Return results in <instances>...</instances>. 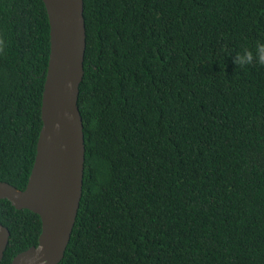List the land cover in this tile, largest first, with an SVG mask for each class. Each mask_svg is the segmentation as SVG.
Segmentation results:
<instances>
[{"label":"trees","instance_id":"1","mask_svg":"<svg viewBox=\"0 0 264 264\" xmlns=\"http://www.w3.org/2000/svg\"><path fill=\"white\" fill-rule=\"evenodd\" d=\"M82 197L58 264H264V0H84ZM50 54L43 0H0V180L25 189ZM0 264L41 218L0 198Z\"/></svg>","mask_w":264,"mask_h":264},{"label":"water","instance_id":"2","mask_svg":"<svg viewBox=\"0 0 264 264\" xmlns=\"http://www.w3.org/2000/svg\"><path fill=\"white\" fill-rule=\"evenodd\" d=\"M50 24V54L42 96V127L25 189L0 180V198L41 218L38 244L8 264H58L64 257L83 189L85 142L78 98L84 76V0H43ZM10 230L0 221V260Z\"/></svg>","mask_w":264,"mask_h":264},{"label":"clouds","instance_id":"3","mask_svg":"<svg viewBox=\"0 0 264 264\" xmlns=\"http://www.w3.org/2000/svg\"><path fill=\"white\" fill-rule=\"evenodd\" d=\"M236 62L240 65H249L253 62L264 65V42L257 41L252 49H243L236 55Z\"/></svg>","mask_w":264,"mask_h":264}]
</instances>
